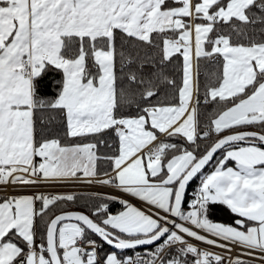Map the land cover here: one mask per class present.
<instances>
[{"label": "snow or ice", "instance_id": "6c2138e0", "mask_svg": "<svg viewBox=\"0 0 264 264\" xmlns=\"http://www.w3.org/2000/svg\"><path fill=\"white\" fill-rule=\"evenodd\" d=\"M0 192V264H264V0H0Z\"/></svg>", "mask_w": 264, "mask_h": 264}, {"label": "built area", "instance_id": "2783aa9c", "mask_svg": "<svg viewBox=\"0 0 264 264\" xmlns=\"http://www.w3.org/2000/svg\"><path fill=\"white\" fill-rule=\"evenodd\" d=\"M72 185H68L65 187H61V188H57V187H41L39 189H25L23 190V192L17 193V194H31L34 191H40V192H45V193H57V192H73V193H89L92 191H103V192H112V194L116 195V196H120L121 193L119 192H114L112 189L109 188H103V189H96V188H90V187H85V186H81V185H74L75 187H69ZM196 188V187H195ZM192 189V192L190 193V197L189 199L192 197L193 191L194 189ZM8 192H11V188L8 189ZM6 192H0V196L6 195ZM124 199L129 200L130 203L140 206V202L138 200H136L135 198L129 197V196H124ZM203 247V246H202ZM213 251H218V249H212ZM137 251H141V253L143 252V249H139ZM134 254V253H133ZM237 252L236 250L233 251L232 255H236Z\"/></svg>", "mask_w": 264, "mask_h": 264}, {"label": "trees", "instance_id": "16d2710c", "mask_svg": "<svg viewBox=\"0 0 264 264\" xmlns=\"http://www.w3.org/2000/svg\"><path fill=\"white\" fill-rule=\"evenodd\" d=\"M54 75V74H53ZM204 77H205V69L203 67V65L201 66V76H200V82H201V85L203 86L204 84ZM49 79H51V77H49ZM51 91V89H49ZM201 93H203V87L201 88ZM240 130H254L256 131L257 129L256 128H241ZM101 151H104V149H101ZM229 165H232L234 166L233 164H229ZM102 167L106 166V165H101ZM210 169H205V171H209ZM199 183V181L197 180L196 183L192 184V186L188 189V197H190V193L192 192V189L195 188L197 186V184ZM80 203H83L82 201ZM122 209V206L119 204V203H115L113 202L111 204V211L113 213H116L118 211H120ZM65 210L67 211H72V210H80L82 211L83 209L79 206H69L67 207ZM57 211H59V209H57ZM212 219L214 221H217V222H225V223H229L231 222V215L230 213H228L226 210L224 211H217L213 216H212Z\"/></svg>", "mask_w": 264, "mask_h": 264}, {"label": "water", "instance_id": "95a60500", "mask_svg": "<svg viewBox=\"0 0 264 264\" xmlns=\"http://www.w3.org/2000/svg\"><path fill=\"white\" fill-rule=\"evenodd\" d=\"M241 131H254V130H241ZM72 211H80V210H72Z\"/></svg>", "mask_w": 264, "mask_h": 264}, {"label": "rangeland", "instance_id": "374dc122", "mask_svg": "<svg viewBox=\"0 0 264 264\" xmlns=\"http://www.w3.org/2000/svg\"><path fill=\"white\" fill-rule=\"evenodd\" d=\"M69 187H73V188H74L75 186H74V185H72V186H69ZM57 188H61V187H57ZM62 188H63V187H62Z\"/></svg>", "mask_w": 264, "mask_h": 264}, {"label": "crops", "instance_id": "0c3cea01", "mask_svg": "<svg viewBox=\"0 0 264 264\" xmlns=\"http://www.w3.org/2000/svg\"><path fill=\"white\" fill-rule=\"evenodd\" d=\"M229 166H232V165H229ZM122 210V209H121Z\"/></svg>", "mask_w": 264, "mask_h": 264}]
</instances>
